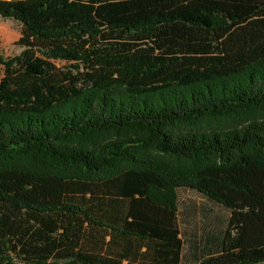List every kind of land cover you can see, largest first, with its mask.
<instances>
[{"label":"trees","instance_id":"16d2710c","mask_svg":"<svg viewBox=\"0 0 264 264\" xmlns=\"http://www.w3.org/2000/svg\"><path fill=\"white\" fill-rule=\"evenodd\" d=\"M0 17L24 48L0 57V264H181V189L229 212L189 234L193 260L264 262V0Z\"/></svg>","mask_w":264,"mask_h":264},{"label":"rangeland","instance_id":"374dc122","mask_svg":"<svg viewBox=\"0 0 264 264\" xmlns=\"http://www.w3.org/2000/svg\"><path fill=\"white\" fill-rule=\"evenodd\" d=\"M21 30L22 27L18 22L0 17V57L4 60L17 57L23 52L24 48L18 44ZM57 64L66 65L63 62ZM3 71L4 66L0 64V80ZM178 197L181 239L184 242V256L181 264H199L191 258L189 234L193 233L194 229L201 232L203 225L223 228L229 218V212L195 191L181 189L178 192ZM260 264H264V262Z\"/></svg>","mask_w":264,"mask_h":264}]
</instances>
